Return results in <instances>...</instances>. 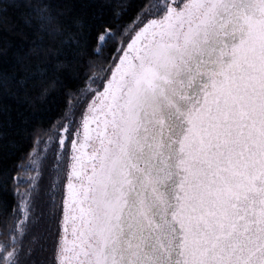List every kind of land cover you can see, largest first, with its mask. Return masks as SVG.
Instances as JSON below:
<instances>
[{
    "label": "snow or ice",
    "instance_id": "1",
    "mask_svg": "<svg viewBox=\"0 0 264 264\" xmlns=\"http://www.w3.org/2000/svg\"><path fill=\"white\" fill-rule=\"evenodd\" d=\"M21 9L0 264H264V0H0L5 33Z\"/></svg>",
    "mask_w": 264,
    "mask_h": 264
},
{
    "label": "trees",
    "instance_id": "2",
    "mask_svg": "<svg viewBox=\"0 0 264 264\" xmlns=\"http://www.w3.org/2000/svg\"><path fill=\"white\" fill-rule=\"evenodd\" d=\"M22 12L23 9L19 11L9 10L7 14L9 23L16 28L15 31L5 33L3 26L0 25V38L6 37L12 44L17 46H23L31 39L32 29L24 24L21 18ZM62 106V103L57 102L48 107L47 110L38 108L33 111H26L25 117L28 120L29 130L49 118L55 119ZM18 122L15 112L7 116L0 113V165L6 164L9 168L22 162L24 146L28 144L27 140L20 141L18 139L15 127Z\"/></svg>",
    "mask_w": 264,
    "mask_h": 264
},
{
    "label": "rangeland",
    "instance_id": "3",
    "mask_svg": "<svg viewBox=\"0 0 264 264\" xmlns=\"http://www.w3.org/2000/svg\"><path fill=\"white\" fill-rule=\"evenodd\" d=\"M38 147L43 148L44 146L38 145ZM23 175L25 176V178H28L31 175V173H24ZM20 187H21V190H23L26 187V185H21Z\"/></svg>",
    "mask_w": 264,
    "mask_h": 264
}]
</instances>
